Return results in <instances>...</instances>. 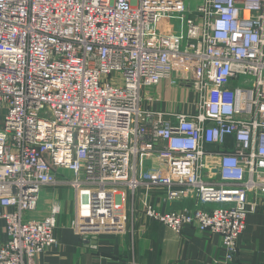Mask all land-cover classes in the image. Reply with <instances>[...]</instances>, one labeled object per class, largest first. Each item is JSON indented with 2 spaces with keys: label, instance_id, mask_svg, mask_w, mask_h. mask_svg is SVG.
<instances>
[{
  "label": "built area",
  "instance_id": "built-area-1",
  "mask_svg": "<svg viewBox=\"0 0 264 264\" xmlns=\"http://www.w3.org/2000/svg\"><path fill=\"white\" fill-rule=\"evenodd\" d=\"M163 80L198 95L195 114L142 107L144 89ZM4 111L0 264H37L57 244L58 208L42 221L25 216L42 188L58 187L76 200L90 193L74 228L84 240L126 233L135 212L126 204L140 190L162 188L170 202L192 192L194 210L146 203L145 214L175 233L220 235L233 260L248 216L264 207V0H203L196 10L186 0H0ZM229 137L230 151L207 150ZM148 153L162 157L163 174L138 175Z\"/></svg>",
  "mask_w": 264,
  "mask_h": 264
},
{
  "label": "crops",
  "instance_id": "crops-1",
  "mask_svg": "<svg viewBox=\"0 0 264 264\" xmlns=\"http://www.w3.org/2000/svg\"><path fill=\"white\" fill-rule=\"evenodd\" d=\"M176 74L178 70L175 71ZM192 79H197L194 70ZM198 95L188 88L173 87L163 80L155 87L143 91L142 107L152 111L193 115L197 111ZM235 140L227 138L224 145L210 144L207 150L217 154L230 151ZM217 164L213 155L207 157V165ZM165 162L158 153H148L139 160L138 175L149 177L165 172ZM207 174V171L205 172ZM59 178L72 179L69 170L60 169ZM88 191H82L76 200L71 188H42L35 211L26 214L27 221H42L49 217L54 207L58 208L57 244L37 257V264H264V207L247 218L246 230L240 238L238 251L233 260H228L220 235L200 232L195 226H185L175 233L167 226L146 216L145 204L152 205L162 214L172 211L196 209L192 192L179 200L170 202L162 188L148 193L140 190L132 203L129 197L126 210L134 205L129 214L127 232L105 234L84 240L75 232L78 216L86 214L89 207ZM2 209L0 208V212ZM8 240V227L0 219V243Z\"/></svg>",
  "mask_w": 264,
  "mask_h": 264
},
{
  "label": "rangeland",
  "instance_id": "rangeland-1",
  "mask_svg": "<svg viewBox=\"0 0 264 264\" xmlns=\"http://www.w3.org/2000/svg\"><path fill=\"white\" fill-rule=\"evenodd\" d=\"M203 3V0H186L187 6L196 10V8ZM177 32V31H176ZM6 112H0V121L5 118Z\"/></svg>",
  "mask_w": 264,
  "mask_h": 264
}]
</instances>
